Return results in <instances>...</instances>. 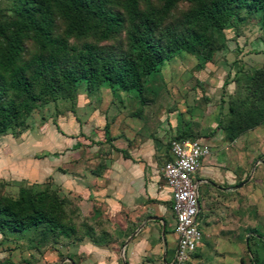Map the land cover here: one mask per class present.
Returning a JSON list of instances; mask_svg holds the SVG:
<instances>
[{
	"label": "rangeland",
	"instance_id": "rangeland-1",
	"mask_svg": "<svg viewBox=\"0 0 264 264\" xmlns=\"http://www.w3.org/2000/svg\"><path fill=\"white\" fill-rule=\"evenodd\" d=\"M149 2L158 7L161 0ZM9 3L10 0H0V8ZM140 7H144L143 1ZM189 8L187 3H178L161 28L179 29L182 15ZM259 16V11L241 12L239 20L234 19L221 36L217 35L221 45L209 60H200L181 49L172 51L157 70L142 79L140 93L131 89L111 91L105 82L86 92L79 81L73 89H61L54 100L39 103L20 128L3 134L6 136L0 138V161L7 157L3 150L11 135L17 144L10 154L11 180H1L5 184L2 192L14 195L15 188L21 185L47 192L59 202L62 226L57 233L37 227L6 235L1 241L0 263L10 262L5 255L15 247L17 255L11 264H77L76 245L88 244L95 254H114L116 264H126L122 247L134 234V224L121 230L116 215L124 211L121 201L112 190H106V169L114 159L113 151L124 142L136 141L142 128L152 135L155 125L163 131L175 121L179 128L192 127L206 115L210 120L217 117L215 126L219 127V119L227 113L228 96L264 61ZM62 29L63 22L57 18L53 32L61 35ZM157 35L164 39L165 33L158 31ZM68 41L75 46L92 42L100 52L110 55L124 52L127 42L124 29L107 40L87 37ZM33 52V45L26 41L22 59H28ZM74 117L87 120L81 152L75 150L80 145L73 144L74 134L69 129L74 128ZM182 133L179 130L167 136L163 132L161 139L167 145ZM258 149L247 167L249 188L226 194L225 209L215 210L213 201L208 205L204 212L209 222L201 245L186 264H251L253 256L264 264L263 143ZM256 160L262 164H256ZM164 237L170 257L175 242L169 227ZM10 240L14 241L11 246Z\"/></svg>",
	"mask_w": 264,
	"mask_h": 264
},
{
	"label": "trees",
	"instance_id": "trees-1",
	"mask_svg": "<svg viewBox=\"0 0 264 264\" xmlns=\"http://www.w3.org/2000/svg\"><path fill=\"white\" fill-rule=\"evenodd\" d=\"M180 2L190 8L179 29L161 28ZM253 11L260 12L264 45V0H161L158 7L149 0H10L0 8V135L20 128L39 103L54 100L61 89H73L79 81L86 92L105 82L111 91L140 93L142 79L174 50L209 60L221 45L217 35L239 20L241 12ZM57 18L63 22L61 35L53 32ZM122 29L126 50L118 55L102 53L92 42L75 46L68 41L107 40ZM158 31L165 33L164 39ZM26 41L34 52L23 60ZM247 76L242 83L234 79L239 82L237 91L228 96L227 113L217 123L229 140L264 120V61ZM103 130L107 131L106 123ZM183 138L194 137L186 132L171 140ZM4 185L0 180L1 235L37 227L51 233L61 230L55 197L25 185L9 195L2 192ZM195 254L196 249L191 256ZM250 261L259 264L254 256Z\"/></svg>",
	"mask_w": 264,
	"mask_h": 264
},
{
	"label": "crops",
	"instance_id": "crops-1",
	"mask_svg": "<svg viewBox=\"0 0 264 264\" xmlns=\"http://www.w3.org/2000/svg\"><path fill=\"white\" fill-rule=\"evenodd\" d=\"M209 118L210 116L203 115L198 125L186 128L183 125L179 128L180 125L178 126L175 121L173 124H167L164 131L161 126L155 125L151 130L152 135L146 132L147 128L145 130L142 128L143 131L137 135L136 141L124 142V145L113 151L114 159L106 169V190L108 192L112 190L121 201L124 211L116 212L121 221V230H128L134 224L131 229L134 234L122 247L126 264L171 263L173 252L170 257L167 256L164 237L166 228L169 227L174 242L175 235L172 231L174 219L170 208V190L162 176V166L170 157L169 144L165 145L161 139L163 132L167 136L179 130L183 133L188 132L209 148L208 155L200 160L192 174L198 202L195 216L196 225L200 231L198 247L201 245L203 230L209 222L204 212L207 211L208 205L213 201L215 210L225 209L223 206L226 204L224 202L226 194L232 195L239 190L249 188L250 176H248L247 167L262 143L264 148V120L229 140L225 137L223 129L215 126L217 117L213 120ZM74 122V128L69 129L74 134L73 144L80 145L75 150L81 152L82 133L88 128L87 120L85 117H74ZM4 136L6 135H0V138ZM63 137L66 138L64 135ZM9 138L10 142L3 150L7 157L0 161V180L5 181L11 180L9 177L12 171L10 154L12 146L16 147L17 144L12 135ZM258 163L261 162L256 160V164ZM3 239L5 237L0 234V258L3 256L1 242ZM10 241L11 246L14 241ZM76 248L77 264L117 263L114 254L109 256L104 253L95 254V249L91 245L80 244L76 245ZM16 255L17 249L14 247L5 256L9 259L7 261L15 263ZM10 262L6 264H11Z\"/></svg>",
	"mask_w": 264,
	"mask_h": 264
},
{
	"label": "built area",
	"instance_id": "built-area-1",
	"mask_svg": "<svg viewBox=\"0 0 264 264\" xmlns=\"http://www.w3.org/2000/svg\"><path fill=\"white\" fill-rule=\"evenodd\" d=\"M168 150L170 157L162 166V176L170 190L174 219L175 248L170 264H186L200 241L195 221L198 202L192 174L200 160L208 155L209 148L197 138H183L171 140Z\"/></svg>",
	"mask_w": 264,
	"mask_h": 264
},
{
	"label": "water",
	"instance_id": "water-1",
	"mask_svg": "<svg viewBox=\"0 0 264 264\" xmlns=\"http://www.w3.org/2000/svg\"><path fill=\"white\" fill-rule=\"evenodd\" d=\"M239 186V185H238Z\"/></svg>",
	"mask_w": 264,
	"mask_h": 264
}]
</instances>
